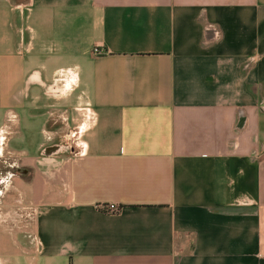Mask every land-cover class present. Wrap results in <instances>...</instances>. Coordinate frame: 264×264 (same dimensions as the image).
<instances>
[{"label": "crops", "instance_id": "crops-1", "mask_svg": "<svg viewBox=\"0 0 264 264\" xmlns=\"http://www.w3.org/2000/svg\"><path fill=\"white\" fill-rule=\"evenodd\" d=\"M0 264H264V0H0Z\"/></svg>", "mask_w": 264, "mask_h": 264}, {"label": "built area", "instance_id": "built-area-1", "mask_svg": "<svg viewBox=\"0 0 264 264\" xmlns=\"http://www.w3.org/2000/svg\"><path fill=\"white\" fill-rule=\"evenodd\" d=\"M94 52H95V54H98V53H99V51H98L97 49H96ZM115 208H116V207L111 206V207H110V210H115Z\"/></svg>", "mask_w": 264, "mask_h": 264}]
</instances>
